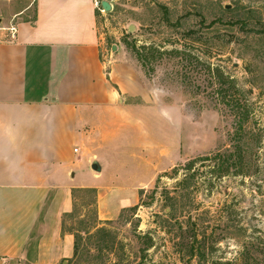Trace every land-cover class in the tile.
<instances>
[{"label": "rangeland", "instance_id": "1", "mask_svg": "<svg viewBox=\"0 0 264 264\" xmlns=\"http://www.w3.org/2000/svg\"><path fill=\"white\" fill-rule=\"evenodd\" d=\"M107 1V50L127 52L133 87L174 115L163 129L186 159L114 219L78 190L65 218L77 252L61 264H264V0Z\"/></svg>", "mask_w": 264, "mask_h": 264}, {"label": "crops", "instance_id": "2", "mask_svg": "<svg viewBox=\"0 0 264 264\" xmlns=\"http://www.w3.org/2000/svg\"><path fill=\"white\" fill-rule=\"evenodd\" d=\"M13 1L0 0V264L68 263L76 192L95 188L98 220L118 217L186 159L174 149L182 138L163 129L174 115L133 87L127 52L105 62L99 0Z\"/></svg>", "mask_w": 264, "mask_h": 264}, {"label": "built area", "instance_id": "3", "mask_svg": "<svg viewBox=\"0 0 264 264\" xmlns=\"http://www.w3.org/2000/svg\"><path fill=\"white\" fill-rule=\"evenodd\" d=\"M97 6H98L99 11H101V13L104 14L106 10L102 7L100 1H98ZM9 30H10V32H11V36L14 37L15 34H16V32H17L16 26H15V25H12V26L9 28ZM111 61H112V54H111V52H110V54L106 56V58H105V62H106L107 64H109Z\"/></svg>", "mask_w": 264, "mask_h": 264}, {"label": "water", "instance_id": "4", "mask_svg": "<svg viewBox=\"0 0 264 264\" xmlns=\"http://www.w3.org/2000/svg\"><path fill=\"white\" fill-rule=\"evenodd\" d=\"M101 5H102V7L105 9V10H110L111 8H112V6H111V4L107 1V0H102L101 1ZM134 29V26L133 25H131L130 27H129V30H133ZM113 48H116V45H113ZM92 168L94 169V170H96V171H101V167H100V165L98 164V162L97 161H94V163L92 164Z\"/></svg>", "mask_w": 264, "mask_h": 264}, {"label": "trees", "instance_id": "5", "mask_svg": "<svg viewBox=\"0 0 264 264\" xmlns=\"http://www.w3.org/2000/svg\"><path fill=\"white\" fill-rule=\"evenodd\" d=\"M100 2L102 1V0H99ZM134 49H136V47H134ZM138 52V51H137ZM212 71H213V73H214V70L212 69ZM200 158H202V160H205V159H208L209 157L208 156H202V157H200ZM198 159H193V160H191L189 163H188V166H189V168L190 167H192V165L197 161ZM223 166L224 165H222V168H223ZM225 169V168H224ZM229 169V165L226 167V171ZM223 173V171H221L220 172V174H222ZM133 208H136V206L135 207H133ZM76 252H77V241H76Z\"/></svg>", "mask_w": 264, "mask_h": 264}]
</instances>
